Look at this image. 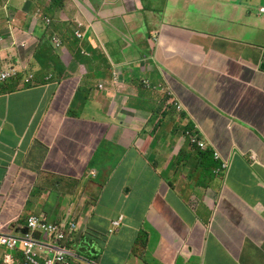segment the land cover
Instances as JSON below:
<instances>
[{
  "label": "crops",
  "instance_id": "obj_1",
  "mask_svg": "<svg viewBox=\"0 0 264 264\" xmlns=\"http://www.w3.org/2000/svg\"><path fill=\"white\" fill-rule=\"evenodd\" d=\"M7 1L13 24L32 31L41 52L0 54V68L17 63L35 75V87L20 78L0 85V231L22 234L32 214L77 222L83 264H264V17H248L233 0H56L49 8L0 0V8ZM75 18L87 24L82 42L70 34ZM78 46H97L96 57ZM149 55L161 66L154 80L185 108L163 115L168 125L155 131L152 105L132 113L126 92L128 66ZM72 59L90 75V91L65 82L46 92L43 62L67 72ZM190 121L204 128L208 149L172 131ZM216 151L232 164L227 176L215 171ZM158 236L159 247L149 246Z\"/></svg>",
  "mask_w": 264,
  "mask_h": 264
},
{
  "label": "clouds",
  "instance_id": "obj_2",
  "mask_svg": "<svg viewBox=\"0 0 264 264\" xmlns=\"http://www.w3.org/2000/svg\"><path fill=\"white\" fill-rule=\"evenodd\" d=\"M24 2L29 5L35 4V0H24ZM55 2L56 0H43V4L47 8L51 7ZM233 3L243 7L248 17H264V0H233ZM9 11L10 1H7L3 7L0 8V14H2V17L0 16V54L6 51H16V53L30 56L34 53L37 54L41 52V46L38 48L39 44L35 47L38 39L33 36V32H23L14 25ZM36 15H39V12H36ZM43 21L46 26H50L53 22L52 18L49 16H43ZM74 23L75 28L70 34L74 35L73 38L77 42L86 40L87 24L85 21L75 18ZM48 35L50 34L47 32L46 39H49ZM158 37H160L159 34L154 33L151 34L149 39L151 43L155 44ZM52 39L56 50L59 52H68L64 50V45L63 43L61 44V40L58 37H53ZM78 47L80 54L86 56L91 55L93 58L96 57L97 46L94 55L91 54L89 49L85 50V48ZM74 61L75 60L72 59L70 70L67 72H59L55 65L48 61H44L40 66V73L42 74L41 87L51 94L57 92L61 88V85L67 82L71 84V90L75 89L88 93L92 87L90 75L86 69L79 64H77V67H73ZM88 65L94 67L91 58H88ZM128 68L131 70V78L126 85V92L128 94V100L131 103V112L133 113L134 107L138 105L143 103L151 104L152 111L150 117L153 131H155V128L158 126L167 124L162 122L161 117L163 115H170L174 110L180 114L184 112L185 108L183 104L175 98L174 93L166 84L154 80V78L161 79L155 71L158 68L161 72V66L160 62L153 56H145L137 63H133L132 66L129 65ZM120 73L113 71L112 82L118 83L121 76L123 75L124 77L128 73V69L125 74L122 73V70H120ZM34 77L35 75L33 73L26 72L23 70L22 65H18L17 63L0 68L1 86L12 83L10 82L11 79L20 78L25 84L35 87L33 85ZM104 86V82H99L97 84L100 90H102ZM67 104L68 102L64 105L62 104V107ZM68 109L77 110L80 108L69 104ZM184 119L185 118H183L181 122H183ZM173 130H182L184 132V138L188 140L193 147L203 150L210 147V144L205 139V130L202 126H197L190 121L185 125L173 127L172 131ZM215 157L221 161L220 166L215 170L216 173L218 175L227 176L232 168L231 162L223 160L220 153L217 151L215 152ZM90 173L95 174V170H91ZM32 221H36V227L31 226ZM124 221V215L114 219L109 226L108 235L112 237L117 234L124 224ZM1 227L0 225V228ZM79 230L80 228L77 222L52 221L44 214H32L27 219L25 232L22 234H11L2 233L0 231V237L13 236L25 241H31L29 249L36 253V263L31 264H83L79 259L78 250L74 247V241H72V236ZM45 237H49V240H46ZM1 248L6 251L3 257V264H26L27 259L25 254L27 248L24 245L14 250L3 246H0V249Z\"/></svg>",
  "mask_w": 264,
  "mask_h": 264
},
{
  "label": "built area",
  "instance_id": "obj_3",
  "mask_svg": "<svg viewBox=\"0 0 264 264\" xmlns=\"http://www.w3.org/2000/svg\"><path fill=\"white\" fill-rule=\"evenodd\" d=\"M31 226L36 227V221L31 222ZM31 244V241L29 240H22L18 237L13 236H1L0 237V246L6 247L8 249H18L21 248L22 245H24L27 248L26 251V264L36 263V253L32 252L31 249H29V245ZM21 245V246H20Z\"/></svg>",
  "mask_w": 264,
  "mask_h": 264
},
{
  "label": "rangeland",
  "instance_id": "obj_4",
  "mask_svg": "<svg viewBox=\"0 0 264 264\" xmlns=\"http://www.w3.org/2000/svg\"><path fill=\"white\" fill-rule=\"evenodd\" d=\"M89 51L91 52V54H93L94 55V52L96 51V46H92L90 49H89ZM162 125H167V124H162ZM161 209V208H160ZM145 224L146 225H152L151 224V221H150V218H147V221H145ZM45 239L46 240H49V237H45ZM149 246H153V245H157L158 247H159V245H160V236H158V237H155V238H153V240H151V241H149ZM4 249H0V255H2L3 256V254H4ZM143 255H147V252L145 251L144 253H143ZM156 256H158V254H155ZM158 258H159V256H158ZM130 261L133 263V264H137L132 258H130Z\"/></svg>",
  "mask_w": 264,
  "mask_h": 264
},
{
  "label": "trees",
  "instance_id": "obj_5",
  "mask_svg": "<svg viewBox=\"0 0 264 264\" xmlns=\"http://www.w3.org/2000/svg\"><path fill=\"white\" fill-rule=\"evenodd\" d=\"M205 206V205H204ZM206 207V206H205ZM34 215H39V214H34Z\"/></svg>",
  "mask_w": 264,
  "mask_h": 264
}]
</instances>
